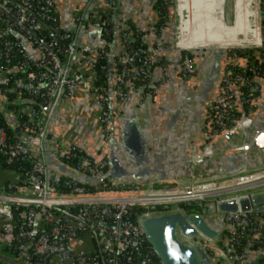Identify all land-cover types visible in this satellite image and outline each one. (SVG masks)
<instances>
[{
	"label": "built area",
	"instance_id": "2783aa9c",
	"mask_svg": "<svg viewBox=\"0 0 264 264\" xmlns=\"http://www.w3.org/2000/svg\"><path fill=\"white\" fill-rule=\"evenodd\" d=\"M105 1L109 4L108 8L93 21L98 41L79 43V28L85 20L83 10L74 9L72 27L62 29L52 0H0V84H6L13 77L14 83L9 89L23 87L29 94L40 92L42 95L37 107L22 103L14 111V115L22 119L21 140L10 141L0 128V151L6 154V161L21 156L30 162L18 192L0 191V212L10 215L12 206H26L22 220L9 240L24 241L31 254L38 258L35 264H48L50 256L67 264H78L80 260L92 264H98L99 261L102 264H117L118 260L127 263L133 254L141 256V264H161L159 260L151 258L149 249L142 250L146 237L138 221L148 214L168 211L157 210V207L165 206L169 201L163 198L168 195L165 192L183 191L156 187L157 184L165 183L133 182L127 186L118 185L119 182L110 178L96 183L102 185L101 189L95 191L76 189V181L68 178L64 181L67 190H58L54 181L55 172H47L44 163L46 150L43 147L47 121L69 86L84 85L97 94L99 121L103 128L109 119L110 92L119 99H124L129 90L148 92L152 98L155 97L150 88L151 69L160 61L159 51L168 45L159 34L150 44L132 42L135 33L145 30L141 26L134 29L120 26L117 27L115 39L104 38L110 31L109 25L113 33L117 6V0ZM157 29L161 31L162 24ZM172 45L175 46L174 42ZM181 49L184 52L179 61V74L186 76L193 70L195 57L189 53V48ZM76 53L81 55L89 74H81L71 68V60ZM263 55L264 51L257 49L242 58L231 53L225 54L218 90L205 109L206 141L198 151L202 155L206 150L213 149L207 140L223 139L226 131L244 129L249 125L250 114L247 111L233 113V110L237 102H251L259 90L256 76L264 67ZM98 57L108 62V70H105V63L98 65L104 71V80H97L95 63ZM16 73L19 75L15 76ZM5 89L1 90L4 100ZM54 153L61 161L80 172L99 174L102 166H105L104 160L94 161L75 146H69L62 152L57 149ZM242 170L220 175H233ZM263 185L264 178L257 179L228 191L253 190L220 199H237L252 192H264ZM222 224L224 228L221 234L226 244L235 233L246 237L247 244L240 248V252L232 249L227 251L220 237L211 239L200 234V241L218 261L239 264L248 249L247 245L251 244L249 240L257 237L264 226V202L260 211H254L251 206L245 211L237 209L223 212ZM83 233L100 236L108 245L90 251L73 252L69 242ZM262 244L264 246V235ZM30 256L22 246L17 247L15 259L19 264H27Z\"/></svg>",
	"mask_w": 264,
	"mask_h": 264
},
{
	"label": "crops",
	"instance_id": "0c3cea01",
	"mask_svg": "<svg viewBox=\"0 0 264 264\" xmlns=\"http://www.w3.org/2000/svg\"><path fill=\"white\" fill-rule=\"evenodd\" d=\"M52 1L62 29L72 27V12L80 9L86 22L80 25L78 42L98 41L93 21L104 14L109 5L107 1ZM173 3L175 38L178 37L183 44L202 47L189 49L195 57L191 73L186 76L179 74V61L184 51L172 45L171 13L165 20L166 26L162 24L163 29L158 31L154 24L159 19L155 0H117L112 38L117 36V27L130 21L145 28L143 43L150 44L159 34L168 45L159 51L160 61L151 69L150 88L155 97L152 98L148 92L129 90L124 99H119L110 92L109 119L103 128L99 121L97 94L84 85L69 86L50 120L47 146H56L58 152L75 146L94 161L104 160L105 171L113 167V177L120 183H176L264 164V149H255L247 144L257 129L264 128V69L256 76L259 90L247 109L244 110L240 102L235 104L238 112L250 114L249 125L234 130L230 138L207 140L213 149L206 150V157L200 160L192 159L206 141L205 109L218 90L225 58L221 49L204 47L214 46L223 40L226 31L221 32V29L226 16L233 17L245 29L251 28L257 19L255 0H174ZM71 68L81 74H89L79 53L73 55ZM2 96L0 90V104L4 105ZM4 112L10 114L6 108ZM55 175L61 174L55 172ZM16 178L13 169L0 164V191L6 181ZM12 223L9 214L0 212V245L9 241ZM223 236L221 234L219 240L224 241ZM105 245L108 243L104 238L87 233L69 242L73 252L90 251ZM263 249L264 246L248 248L239 264L255 262ZM216 262L228 264L224 260L216 259ZM48 264L67 263L50 256ZM78 264L92 263L80 260Z\"/></svg>",
	"mask_w": 264,
	"mask_h": 264
},
{
	"label": "water",
	"instance_id": "95a60500",
	"mask_svg": "<svg viewBox=\"0 0 264 264\" xmlns=\"http://www.w3.org/2000/svg\"><path fill=\"white\" fill-rule=\"evenodd\" d=\"M59 100L47 121L43 138V147L46 150L44 163L47 172L52 170L74 181L92 185L103 181L105 178L117 181L113 177L115 174L113 167L100 175L80 172L58 160L54 153L57 150L56 146L46 145L50 120L55 114ZM45 109L44 107L43 110ZM232 135L233 131L229 130L223 134V138H230ZM247 144L255 149H264V128L257 129ZM201 157L203 155L196 152L192 159L200 160ZM78 174L81 176H77ZM263 202L264 192L257 191L249 195L239 196L237 199L234 197L218 199L215 201L216 211L213 213L162 211L143 216L138 222L147 242L161 264H217L216 259L202 245L199 235L202 234L211 239L218 238L224 228L222 224L223 212H233L237 209L245 211L251 206L254 211H260ZM0 257L6 259L2 254Z\"/></svg>",
	"mask_w": 264,
	"mask_h": 264
},
{
	"label": "trees",
	"instance_id": "16d2710c",
	"mask_svg": "<svg viewBox=\"0 0 264 264\" xmlns=\"http://www.w3.org/2000/svg\"><path fill=\"white\" fill-rule=\"evenodd\" d=\"M155 5L157 6L158 15L162 16V17L159 16V19L154 23L155 27L157 29V27L160 24H163L166 26L165 20L168 18V14L171 13L172 7H171V0H155ZM85 22H86V20H84L82 22L83 25L85 24ZM124 24L125 25H123V27H125V28L127 26L132 28V29H134L136 27V25H134L130 21H126ZM168 25H169V23H167V26ZM108 28L110 31L106 35H104V38L111 39L112 38L111 25H109ZM131 41L132 42L142 41V33H135V35H133ZM245 54H246L245 51H239L237 53V56L238 55L242 56ZM102 62L106 64L105 70H108L107 60H104V59L98 57L97 61L95 63V67L97 69L96 70L97 80H104V71L98 67V65ZM263 69H264V67H263ZM263 69L260 71L261 73L263 72ZM18 75H19V73H16L15 76H18ZM13 83H14V80H13V77H11L7 80L6 84H0V90H3L4 87L6 88L3 92L4 96H5V100L3 102L4 105L0 104V128H2L5 131L7 137L10 141L21 140V137H22V122H21L22 119L15 116L14 111L22 103L26 104L27 106L37 107L39 100L42 98V95L40 92H37L35 94H29L25 91V89L23 87H14L13 89H9V86L12 85ZM240 103L242 104L244 110H246L250 102L249 101H242ZM5 108L7 110H10V114L4 112ZM237 112L238 111L236 109L233 110V113H237ZM0 164L3 167L13 169L17 174V178L14 179L13 181H11V180L6 181L3 184L1 190L4 192H18L20 190V186L23 184L24 174L29 169L30 162L21 156H17L16 158H13L11 161L7 162L6 161V154L4 152L0 151ZM100 170H101V172L105 171V166H102V168ZM67 179L68 178L63 176V175H58L56 177V179L54 181H55V185H56L58 190H67L68 186H66L64 184V181ZM91 186H92V184L78 182V181H76V183L74 185V187L76 189H91L92 188ZM25 209H26L25 205H17L16 207H14V206L11 207L10 217L13 220L12 228H11L12 234L15 233L17 225L22 220L23 213H24ZM263 235H264V226H262V228L260 229V233L257 237H253V238H251V240H249L251 242V244L247 245L248 248L261 247L263 245L262 244ZM246 240L247 239H246V237H244V235L239 234V233H235V234L231 235L229 240H227V244H226V242H224L225 240L224 241L221 240L220 242H222V246L227 251L232 249L236 252H240V248L243 245L247 244ZM23 242L20 243L19 241L11 239L7 243H4L0 247V254L4 255L6 257V259H3L0 257V264H19V262L15 259V252H16V249L18 246H22L23 250L26 253H29L31 255L27 264H35V261L38 260L37 256L35 254H31V250H30L29 246H27L26 243H23ZM144 249H149L151 251L150 252L151 258L154 261H158L157 256L155 255L154 252H152V250H151V248H150V246L146 240L142 244V250H144ZM102 253L103 252L101 251L100 254H102ZM131 254H133V253H131ZM132 257L133 258L131 259V261H129L127 263L125 261L118 260L117 264H141L142 263V259H141L140 255L136 256L133 254ZM98 264H102V262L99 261ZM144 264H146V263H144ZM250 264H264V249H263L262 253L260 254V256H258L257 260L253 263H250Z\"/></svg>",
	"mask_w": 264,
	"mask_h": 264
},
{
	"label": "rangeland",
	"instance_id": "374dc122",
	"mask_svg": "<svg viewBox=\"0 0 264 264\" xmlns=\"http://www.w3.org/2000/svg\"><path fill=\"white\" fill-rule=\"evenodd\" d=\"M171 23L170 28L172 31V40L173 43L175 40V24L176 21L173 16V0H171ZM255 8L257 10V25L260 33V44L257 46L251 47H231V48H221V51L225 54L231 53L237 55L239 51H245L246 54H251L255 52V50L264 51V0H255ZM229 22V21H228ZM253 23V22H252ZM231 27L236 28L235 25L229 23ZM190 49V48H189ZM192 49V48H191ZM264 57V55L262 56ZM247 173V174H246ZM244 174V175H243ZM242 175V176H239ZM209 177L195 180L194 178H190L186 181H182L179 183H168V184H157L156 187L164 186V188H176L183 191H177L184 196H188V198H183L179 200H169L165 203V206L157 207V210L165 209L168 211H181L187 213H213L215 212V201L230 195L240 194L246 191L253 190L243 189V190H233L228 192H222L221 190L224 188H229L231 186L243 185L244 183L252 182L257 179L264 178V164L255 165L252 168H246L242 171L233 174V175H219L221 177ZM239 176V177H237ZM236 177V178H231ZM230 178V179H229ZM101 184V183H100ZM100 184H93L91 189H87L90 191H95L101 189ZM106 185V184H105ZM104 185V186H105ZM118 185L127 186L129 183H118ZM264 186V185H263ZM261 187V186H259ZM255 189V188H254ZM207 193V194H206ZM207 241V240H206ZM208 242V241H207ZM212 243V241H209ZM211 245V244H210ZM212 252H210V255Z\"/></svg>",
	"mask_w": 264,
	"mask_h": 264
},
{
	"label": "bare ground",
	"instance_id": "6f19581e",
	"mask_svg": "<svg viewBox=\"0 0 264 264\" xmlns=\"http://www.w3.org/2000/svg\"><path fill=\"white\" fill-rule=\"evenodd\" d=\"M173 16H174V5H173ZM229 23L235 25L236 28L231 27V25H229ZM225 31H226L225 36H224L223 40H221L220 43H218L214 46H206L204 48L221 49V48H231V47H251V46L259 45L260 41H261L260 33L258 30V25H257V19L252 23L251 28L245 29L242 26H240L236 21H234L233 17L226 16L224 26L221 29V32H225ZM174 43H175L174 45L176 47H180V48H202V47L195 45V44H183V43L179 42L178 37L175 38ZM203 157H206V156L203 155ZM255 181L244 183L243 185L250 184V183H253ZM239 186H241V185H236V186H231L229 188H224L221 191L224 193L230 189H233V188H236ZM165 193H168V195L164 196L163 198L168 199V200L188 198V196H186V195L184 196L183 194L177 192L176 190H169L168 192H165Z\"/></svg>",
	"mask_w": 264,
	"mask_h": 264
}]
</instances>
